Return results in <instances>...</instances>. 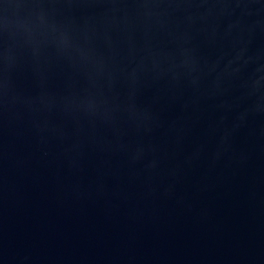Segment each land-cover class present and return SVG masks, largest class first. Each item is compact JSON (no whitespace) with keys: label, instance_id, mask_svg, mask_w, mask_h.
<instances>
[{"label":"water","instance_id":"95a60500","mask_svg":"<svg viewBox=\"0 0 264 264\" xmlns=\"http://www.w3.org/2000/svg\"><path fill=\"white\" fill-rule=\"evenodd\" d=\"M0 264H264V0H0Z\"/></svg>","mask_w":264,"mask_h":264}]
</instances>
